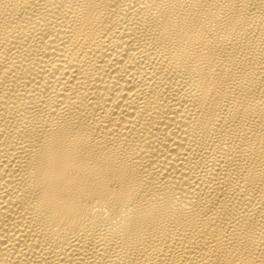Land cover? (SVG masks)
<instances>
[{
  "label": "bare ground",
  "instance_id": "6f19581e",
  "mask_svg": "<svg viewBox=\"0 0 264 264\" xmlns=\"http://www.w3.org/2000/svg\"><path fill=\"white\" fill-rule=\"evenodd\" d=\"M0 264H264V0H0Z\"/></svg>",
  "mask_w": 264,
  "mask_h": 264
}]
</instances>
